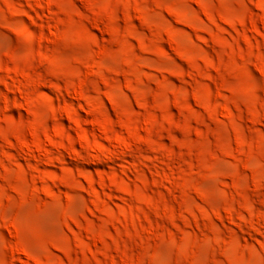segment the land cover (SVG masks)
Returning a JSON list of instances; mask_svg holds the SVG:
<instances>
[{
	"label": "rangeland",
	"instance_id": "1",
	"mask_svg": "<svg viewBox=\"0 0 264 264\" xmlns=\"http://www.w3.org/2000/svg\"><path fill=\"white\" fill-rule=\"evenodd\" d=\"M0 264H264V0H0Z\"/></svg>",
	"mask_w": 264,
	"mask_h": 264
}]
</instances>
